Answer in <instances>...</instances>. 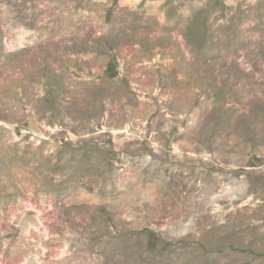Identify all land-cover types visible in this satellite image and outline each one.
Wrapping results in <instances>:
<instances>
[{
    "label": "rangeland",
    "instance_id": "obj_1",
    "mask_svg": "<svg viewBox=\"0 0 264 264\" xmlns=\"http://www.w3.org/2000/svg\"><path fill=\"white\" fill-rule=\"evenodd\" d=\"M0 264H264V0H0Z\"/></svg>",
    "mask_w": 264,
    "mask_h": 264
}]
</instances>
